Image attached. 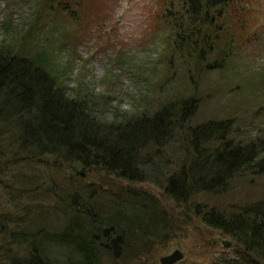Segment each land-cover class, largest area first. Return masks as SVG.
Returning <instances> with one entry per match:
<instances>
[{
    "label": "trees",
    "instance_id": "trees-1",
    "mask_svg": "<svg viewBox=\"0 0 264 264\" xmlns=\"http://www.w3.org/2000/svg\"><path fill=\"white\" fill-rule=\"evenodd\" d=\"M84 1L43 0L48 17L52 13L61 19L58 26H50L46 39L37 36L40 25L19 45H0V137L7 128L8 143H18L31 157L41 153L53 158L58 165L54 175L62 174L64 165L75 174L54 192L64 209L59 227L35 231L27 240V256L12 264H106L130 259L133 243L143 240L142 235L174 228L155 194L130 184L160 179L166 195L184 205L195 196L225 192L237 174L253 170L252 166L261 169L256 145L237 138L233 120L191 125L200 106L194 95L172 94L173 100L166 99L153 114L123 120L104 117L98 111L101 105L94 107L87 97L71 96L64 87V71L56 64L58 56L48 43L61 37L60 23L76 27ZM173 6L160 12L161 23L172 29L168 49L174 59L184 62L179 65L188 69V84L197 87L199 76L230 65L236 69L240 59L234 48H248L247 36L254 25L248 2L177 0ZM237 27L246 32L242 41L235 34ZM169 157L176 168L167 166ZM94 172L104 173L101 180L87 183ZM113 176L128 184L113 183ZM194 205L203 223L242 247L236 261L217 264H264V199L221 210L205 203ZM47 209L49 214L58 212L54 206ZM55 250L63 257H54Z\"/></svg>",
    "mask_w": 264,
    "mask_h": 264
},
{
    "label": "rangeland",
    "instance_id": "rangeland-1",
    "mask_svg": "<svg viewBox=\"0 0 264 264\" xmlns=\"http://www.w3.org/2000/svg\"><path fill=\"white\" fill-rule=\"evenodd\" d=\"M176 2L84 1L76 27L66 21L60 23L61 37L48 43L58 56L56 64L64 71V87L71 96L87 97L96 108L101 105L98 111L104 117L119 120L151 115L166 99L173 100L172 94L175 98L194 95L200 99V106L191 125L231 119L237 138L242 142L251 140L262 159L260 170L252 166L253 170L237 174L225 192L195 196L193 201L221 210L263 200L264 0H246L254 13V25L247 36L248 48L245 45L238 50L234 48L240 59L236 69L230 65L223 71L199 76L197 87L188 84V69L179 65L184 62L170 55L172 29L161 23L160 12L168 6L173 8ZM43 5V0H0V45H19L29 31L34 34L32 28L36 31L40 25L42 30L37 36L45 40L50 26L54 23L58 26L61 19L52 13L48 17L50 14ZM245 33L238 27L235 30L239 41ZM8 134L5 128L0 137V264H12L16 258L27 256L30 248L27 240L35 231L60 225L64 209L54 192L75 177L74 170L65 165L62 174L54 175L58 165L53 158L41 153L29 156L20 150L18 143H8ZM167 159L172 161L167 166L177 167L175 160ZM97 174L88 176L87 183H99L104 173ZM110 179L118 185L128 184L114 176ZM160 183L159 179L127 186L155 194L162 213L170 220L168 224L174 228L167 232L154 229L153 233L142 235L143 240L133 243L130 259L105 263L160 264L162 256L175 250L183 256L175 264L236 261L243 253L242 247L227 234L203 223L194 212L192 200L179 205L166 195ZM50 206L57 209V214L48 213ZM53 255L63 257L56 250Z\"/></svg>",
    "mask_w": 264,
    "mask_h": 264
},
{
    "label": "water",
    "instance_id": "water-1",
    "mask_svg": "<svg viewBox=\"0 0 264 264\" xmlns=\"http://www.w3.org/2000/svg\"><path fill=\"white\" fill-rule=\"evenodd\" d=\"M182 258V253L179 250H175L170 255L162 256V258L160 259V264H175L181 261Z\"/></svg>",
    "mask_w": 264,
    "mask_h": 264
}]
</instances>
